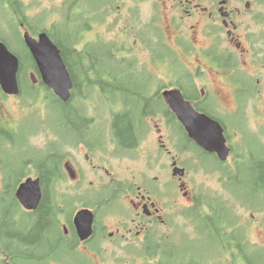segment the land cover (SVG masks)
Instances as JSON below:
<instances>
[{"label": "flooded vegetation", "instance_id": "1", "mask_svg": "<svg viewBox=\"0 0 264 264\" xmlns=\"http://www.w3.org/2000/svg\"><path fill=\"white\" fill-rule=\"evenodd\" d=\"M37 1L0 0V19L37 38L31 13L55 11L73 80L68 106L57 99L73 129L34 148L24 83L43 105L47 87L24 69L19 95L0 87V264H264V0ZM166 91L218 123L225 143L214 129L210 149L192 141ZM29 178L42 192L33 211L15 197ZM44 202L46 228L27 246ZM198 238L205 246H188Z\"/></svg>", "mask_w": 264, "mask_h": 264}, {"label": "water", "instance_id": "2", "mask_svg": "<svg viewBox=\"0 0 264 264\" xmlns=\"http://www.w3.org/2000/svg\"><path fill=\"white\" fill-rule=\"evenodd\" d=\"M25 39L43 81L62 100L68 101L72 82L57 46L46 34H42L39 40L33 39L26 34ZM18 71V58L10 53L3 44H0V83L3 90L8 94L16 95L19 93L17 82ZM165 96L179 120L188 131L190 138L195 140L199 145L209 148L211 138L204 129L208 127V125H214V123L206 116L196 113V111L184 101L180 92H166ZM216 129L219 130L217 126ZM218 134L219 137L220 133ZM17 197L26 209H36L41 200L39 182L29 180L25 184H22L18 190Z\"/></svg>", "mask_w": 264, "mask_h": 264}, {"label": "trees", "instance_id": "3", "mask_svg": "<svg viewBox=\"0 0 264 264\" xmlns=\"http://www.w3.org/2000/svg\"><path fill=\"white\" fill-rule=\"evenodd\" d=\"M56 33H54L52 35L53 40L56 42L57 41V36H55ZM57 43V42H56ZM12 51L13 48L11 47ZM15 54L21 59L22 65L26 66L28 64H30V67L35 66L34 64V60L32 59L31 54L29 53V51H27L26 49H24L23 51L19 50V49H15ZM30 87V86H29ZM28 87V88H29ZM48 94V98L46 100V104L49 105V108L52 110L51 114L49 115L50 120H48L49 122V129L51 131V133H59L58 131L61 129L64 131V133L66 134H71L72 133V129H73V123L71 121V114H69V112L65 109L63 110L61 108V110H63V114L59 111L60 110V104L58 102L57 96H55V94H53V92L51 90L48 89L47 91ZM32 96V93H30L29 97ZM37 97V96H36ZM62 101V100H61ZM63 102V101H62ZM63 107L68 106V102H64V104L62 105ZM65 111V112H64ZM56 116V118L59 120V118L62 120V127H59V122L58 125L56 123V120L54 121V116ZM30 137L32 136V133L30 131L29 133ZM54 153L55 150L54 148H51L50 150L48 149V155H47V176H50L52 174L51 171V167L55 165V161H57V157H54ZM37 165V163H36ZM256 178L259 176V174L255 175ZM48 196H44V198H47ZM47 203L44 202L41 204L40 208H39V212L38 215L39 217V221L37 222L36 227H34L31 230V233L28 235L29 237H31L30 239L28 238V236L26 237V239H24V242L27 244V246H32L31 243H33L36 238H38V236H40L41 232L43 229L46 228V224H47V220H48V211H47ZM6 237V236H5ZM42 247V246H41ZM45 247L46 249H48L50 247V243L46 242L45 243ZM44 249V247H43ZM21 250H16L17 255H22V253H20Z\"/></svg>", "mask_w": 264, "mask_h": 264}, {"label": "rangeland", "instance_id": "4", "mask_svg": "<svg viewBox=\"0 0 264 264\" xmlns=\"http://www.w3.org/2000/svg\"><path fill=\"white\" fill-rule=\"evenodd\" d=\"M30 4L32 5L31 8H34V7H38L36 6L37 4H39V1L37 0H31ZM35 5V6H34ZM45 9H42V11H44ZM38 13V12H37ZM37 13H31V14H37ZM49 14H47L48 16ZM15 28V31H16V34L18 36V33H19V29L14 26ZM0 33L2 35L3 38H5V40L8 42L9 45H11L12 47L14 48H17L19 50L22 49L21 45L18 43V40H17V37L15 35H12L10 34L3 26V23L0 19ZM175 60L178 59V55H175ZM11 109L14 111L15 114H20L22 111L20 109H24L23 105L22 104H17L15 101H11V103H9ZM40 106V107H39ZM42 103L39 102V101H34L32 104H30L29 106V113L30 114H34V116H36L37 118H44L47 116V111L46 109H42ZM20 108V109H19ZM26 109V107H25ZM54 116V115H53ZM56 116H54V121L56 120ZM50 129L46 126H43V129H41V131L39 130L38 128V132L34 134L33 138L31 139V145L34 147V148H39L40 146H42L44 143H47L48 140H49V136H50ZM31 155L34 156L35 155V152L32 151L31 152ZM36 157L38 159H40V154L37 153L36 154ZM14 158L13 157H10L8 162L10 163L11 166L13 167H18L16 165V163H14ZM196 165L195 164H191V168H195ZM197 180H199V176L196 177ZM4 197V196H2ZM254 239H257L258 235H254L253 236ZM194 245H200V246H205L204 243L201 242V240L198 238V239H195L194 241L192 240H188V246H194ZM207 251L211 254H213V250L211 248V244L207 243ZM64 258H66V255L64 254L63 255ZM71 262L74 261V258L71 257L69 259Z\"/></svg>", "mask_w": 264, "mask_h": 264}]
</instances>
